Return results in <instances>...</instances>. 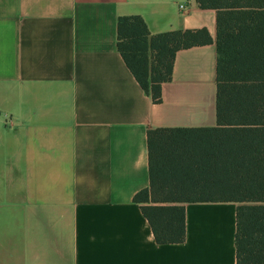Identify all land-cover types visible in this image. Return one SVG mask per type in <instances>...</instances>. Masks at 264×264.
I'll list each match as a JSON object with an SVG mask.
<instances>
[{
	"label": "crops",
	"instance_id": "0c3cea01",
	"mask_svg": "<svg viewBox=\"0 0 264 264\" xmlns=\"http://www.w3.org/2000/svg\"><path fill=\"white\" fill-rule=\"evenodd\" d=\"M125 15L213 38L159 103L117 48ZM216 38L196 0H0V264H237V203H186L185 241L160 244L134 201L148 129L218 125Z\"/></svg>",
	"mask_w": 264,
	"mask_h": 264
},
{
	"label": "trees",
	"instance_id": "16d2710c",
	"mask_svg": "<svg viewBox=\"0 0 264 264\" xmlns=\"http://www.w3.org/2000/svg\"><path fill=\"white\" fill-rule=\"evenodd\" d=\"M217 10L215 127L150 128V184L134 201L160 244L186 239V203L235 202L237 264H264V0H196ZM205 28L151 34L118 18L117 48L153 102L180 49L212 43Z\"/></svg>",
	"mask_w": 264,
	"mask_h": 264
}]
</instances>
